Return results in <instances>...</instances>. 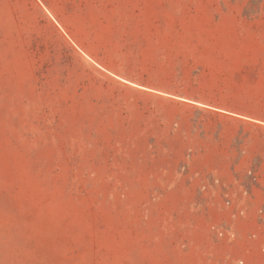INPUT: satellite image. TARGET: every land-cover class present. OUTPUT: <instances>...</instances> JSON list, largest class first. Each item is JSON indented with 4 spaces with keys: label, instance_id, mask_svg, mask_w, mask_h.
I'll use <instances>...</instances> for the list:
<instances>
[{
    "label": "rangeland",
    "instance_id": "rangeland-1",
    "mask_svg": "<svg viewBox=\"0 0 264 264\" xmlns=\"http://www.w3.org/2000/svg\"><path fill=\"white\" fill-rule=\"evenodd\" d=\"M178 74L264 107V0H0V264H264V117Z\"/></svg>",
    "mask_w": 264,
    "mask_h": 264
},
{
    "label": "trees",
    "instance_id": "trees-1",
    "mask_svg": "<svg viewBox=\"0 0 264 264\" xmlns=\"http://www.w3.org/2000/svg\"><path fill=\"white\" fill-rule=\"evenodd\" d=\"M147 80V77L144 76ZM155 88L167 93L185 96L193 101H199L209 106H220L236 112H244L254 116L264 117V107L246 97L234 95L231 91H219L198 81L185 79L182 74L174 77L154 76L147 80Z\"/></svg>",
    "mask_w": 264,
    "mask_h": 264
}]
</instances>
